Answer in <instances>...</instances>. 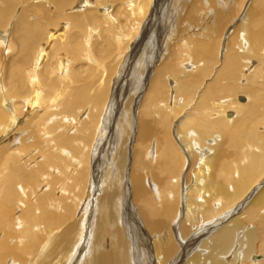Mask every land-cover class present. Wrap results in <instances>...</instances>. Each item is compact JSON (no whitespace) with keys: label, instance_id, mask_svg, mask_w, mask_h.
Listing matches in <instances>:
<instances>
[{"label":"bare ground","instance_id":"6f19581e","mask_svg":"<svg viewBox=\"0 0 264 264\" xmlns=\"http://www.w3.org/2000/svg\"><path fill=\"white\" fill-rule=\"evenodd\" d=\"M151 1L0 0V45L3 44L4 49L12 54L9 64L0 63V72L4 75L0 77V139L4 138L3 142L0 141L1 167L5 162L12 160V154L9 155L6 151L12 140L18 139L19 136L20 142L24 140L26 143V137L28 142H35L41 132L44 135L50 132V129L75 123L80 116L74 115L82 107L91 105V112L86 119L79 121L80 126L78 125L72 135L52 137L59 152L69 154L62 168L68 167L66 178L72 179L69 183L71 186L65 188L74 186L71 190L77 193L75 188H80L86 180L87 165L75 155L79 154L82 158L85 142L92 140L93 129L92 133L94 134L95 130L97 138L91 154L94 158L107 125L106 115L109 114V110L107 112L105 109L106 112H103V99L106 97L104 89L96 88L94 94H90L96 82L99 84L97 86H101V75L91 85L93 81H88L90 77L83 78L79 68L91 72L98 70L100 74L102 70L106 73L112 70L109 64L107 66L106 59L124 53V46L121 45L126 43L124 28L127 27L119 24L124 18L131 17L130 26L127 23L131 28L128 29L135 33L141 29L143 20H149V17L148 24L151 25L154 21L153 28L159 29L160 18L158 21L149 13L152 11ZM159 1V6L163 8L161 23L172 18L173 13H170L168 3L171 5L173 2V5H176L182 2L180 8L177 7L181 11L176 23V28H179L171 33L174 37L165 36L175 38V44H178L173 45V51L172 47H168L169 41L165 43L166 39L164 42L168 51L165 55L166 61L154 73L152 86L155 89L149 98L140 104L139 111H136L139 119L134 137L135 147L129 150L128 146L132 141L129 135L122 147L118 150L115 148L117 152L111 157V162L107 154L102 161L105 165L101 164L100 169L95 162H91L92 179L88 184L86 199L82 200L80 205L77 220L74 222V219V223H70L71 225L65 227L60 234H55V224L59 222L60 215L51 214V217L47 212H41L40 216L35 215V208L31 205L26 208L24 204V199L29 201L28 195L23 196L24 199L19 195L20 199L16 201L24 205V210H20L19 214L9 209L17 198L16 184L23 180L27 187L26 194L28 193L30 198L35 197L36 193L32 191L34 180L45 176L42 171H38L39 164H36L38 170L33 171L32 168L30 172H20V168L16 167L15 172L2 174L5 171L2 167L0 172L4 178L1 184H4V189L0 191V264H264V93L250 83V86L242 91L247 92L249 96L244 93L246 99L241 97L239 101L242 103L233 105L235 98L231 97L234 93L228 95L232 84L222 86L219 80L223 75L231 76L233 71L238 74L244 62L242 60L256 58L264 64V0H251L246 8L243 4L237 5V10L243 12L240 21L239 18L235 19V5L242 0ZM159 6L157 0L153 7ZM182 6L185 7V12ZM211 11L214 14H211ZM60 20L62 22L58 29L56 26ZM111 24L114 25V31L107 29L109 26L106 25ZM148 24L146 23L145 27ZM169 25L168 22L165 27ZM194 27H197V30H193ZM72 28L76 29L75 32H71ZM187 30L190 31L188 34ZM146 34L148 46L145 45L143 55H147L150 62L152 58L155 59L152 50L157 49L160 38L156 41L155 34ZM146 34L144 32L140 38L143 40ZM98 37L102 38L103 45L94 43ZM222 37L225 39L223 49L227 50L225 55L221 54L223 64L224 61L226 63L224 72L217 75V79L207 88L204 87L206 89L200 95L195 111L184 113L178 124H172L173 116L179 115L183 108L188 106L185 103V98L190 96L188 88L200 85L201 79L208 75L210 64L214 61V50L217 46L215 40ZM156 56L158 57L157 54ZM43 60L48 62L44 67L41 66ZM86 61L94 65H89ZM52 63L55 66L49 70L48 66ZM70 63L74 65L71 67ZM182 64L186 68L182 72H188H181ZM196 67L199 71L193 73L192 68ZM251 71L246 74L248 85L256 75ZM258 74H261V82H264V73ZM165 75L175 78L180 89L172 90L169 98L173 105L168 109L165 104L161 105L164 99L162 81L165 82ZM233 78L237 79V76ZM67 88L68 94L64 96ZM123 88L118 90L122 93L129 87ZM215 94L218 95L217 101ZM180 97H183L182 103H178ZM22 98L28 117L14 129L20 121V118L13 114L16 111L15 103ZM209 100L213 104L209 103ZM131 101L129 99L125 102L127 109L136 106L130 104ZM218 104L223 112L232 108L233 112L219 118L220 110L216 109L220 106ZM99 108L102 109L101 113L94 112ZM120 109L117 108L113 116L125 113ZM53 116L57 119L47 124ZM101 117L100 126L95 127ZM126 120L128 127H134L135 120ZM231 123L235 124L237 133L229 132L231 129L227 126L232 125ZM157 132L159 136L153 139ZM120 135L124 137L126 134L110 131L106 143L113 144ZM149 139L153 140L146 147ZM211 140L213 143L209 145ZM33 142L24 145L22 152L25 156L35 151L28 150L29 145L36 144ZM207 146L210 149H207ZM39 150L30 158L38 157ZM5 155L8 156L4 159ZM50 171L56 172L57 169L52 167ZM148 175L152 176L151 179L157 184L155 188L154 185L151 187L152 191L157 193L152 197L149 196L150 192H147L150 188L147 189L145 176ZM124 178L128 179L129 184L126 185ZM190 181L193 182L192 185L189 184ZM101 183L102 189L98 193ZM187 184L190 186L184 187ZM126 191H129L127 195ZM48 195L49 193L40 194L34 201L36 203L31 204H37L40 211L44 212V205L51 199ZM128 195H131V200L137 205L135 209L130 206L132 202L126 201ZM121 196H125L124 208H128L124 210L123 215H120L116 205ZM67 197L65 195L66 199ZM65 198L62 196V199ZM74 198L75 195L72 194L71 200ZM59 200L57 199L58 202ZM49 205L51 206V203ZM60 206L58 205L59 208ZM67 206L66 204L65 207ZM68 208L70 209L69 206ZM22 218L25 227L22 237H19L25 242L21 239L24 244L20 245L15 241L19 237L14 229L15 221H19L17 228L22 226ZM43 222L44 224H41ZM41 227L43 229L37 231ZM88 230L90 241L86 247L85 237ZM49 232L54 235L52 244L49 245L46 241L36 249L37 242L42 238L50 239ZM29 253H33L32 257L26 260L23 254Z\"/></svg>","mask_w":264,"mask_h":264},{"label":"rangeland","instance_id":"374dc122","mask_svg":"<svg viewBox=\"0 0 264 264\" xmlns=\"http://www.w3.org/2000/svg\"><path fill=\"white\" fill-rule=\"evenodd\" d=\"M157 0H152L151 1V4H150V10H152V11H149V13H151V16L155 19L156 18V20H158L159 21V18H160V21H159V25H160V27H159V29L157 28V27H155V29L153 28L154 27V21H152V24L150 25V24H148V21L150 20V17H149V20H147L146 18L143 20V22L141 23V29L139 30L138 29V31H136V33L135 32H132V30H129L128 29V27L130 26V23H131V17L130 18H124V20H122L121 21V23H119V24H123V27H127V28H124V31H125V33H126V39L124 40V41H126V43H122L123 45H121V47L122 46H124V47H122L123 49H122V52H124L123 54H116V52H117V50H115L114 51V54H116L115 55V58H113L114 56H111L110 58H108V59H106V62H107V66H108V64L110 65V68H112V70L109 72H105V70H102L101 72V74H100V72L98 71V70H95L94 72L92 71H90V70H87L86 71V69L85 68H82V67H80L79 68V72H80V74L81 75H83L82 77L83 78H89L90 77V79H88V81L89 82H91V81H93L92 83H91V85L92 84H94L97 80H98V77L101 75V77H102V84H101V86H97V85H99L98 84V82H96L93 86H92V91L90 92V94H94V92H95V90H97L98 88L100 89H104V93H105V95H106V97H104V102L105 103H103V108H104V110H103V112H106L105 111V109L107 110V112H108V110H109V114L108 115H106L107 116V120H106V128H105V130H104V135L102 134V140L100 141V143L98 144V147H97V150H96V152H95V156H94V158H92L91 157V154H92V148H93V146H94V144L96 143V140H97V138H96V136H95V130H94V134L92 133L93 132V129H92V131H91V138H92V140L90 141V142H85V148H84V151L82 152V158H80V156H79V154H76L75 156H77V159H79V160H81L85 165H87V166H85L84 164V166H85V169H86V173H87V177H86V180L84 181V182H82L83 184L82 185H84V186H80V190L78 189V188H75V190L77 191V193H74L71 189L72 188H74V186H72L71 188H69V189H67V188H65V186L67 187V186H71L69 183H71L70 181H71V179L72 178H66L67 176H68V171H67V169H68V167L66 168V169H63L62 167V165H64L65 164V160H66V157L68 158L69 157V154H64V153H62V152H59V148L57 147V143H55V141H54V139L52 138V137H56L57 135H61V136H70V135H72L76 130H77V128L80 126L79 125V121H81V120H83V119H86L87 118V115H89V113L91 112V105H89V106H86V107H82L81 108V112L79 111L78 113H76L74 116H80L78 119H77V121L75 122V123H72L71 125H68L67 127H56V128H53V129H50V132H46L44 135H43V132H41L40 133V135H39V138L38 139H36V140H34L35 142H33V141H30V142H28V139H27V137H26V143H24V140H21V142H20V139H19V136H18V139H14V140H12L11 141V144H9L8 146H7V149H6V151H7V153L10 155V154H12L11 156H12V160L11 161H9V162H5L3 165H2V167H3V169H5V171L2 173V174H4L5 172H15V169H16V167H19L20 168V172L22 171V170H24V172H30V171H32V168H33V171L34 170H38L39 168H40V170H38V171H42L41 173L43 174L44 173V177H39L40 178V180H38V179H36V180H34L35 181V186L33 185V187H32V191H34L36 194H35V197H33L32 195V197L30 198V196H29V194L27 193L26 194V192H27V187L25 186L26 184L25 183H23V181L22 182H20V183H18V184H16V189L18 190V193H16L17 194V198H16V200H15V202H13L12 203V205H10V207H9V209H13V212H15L16 214H19L20 213V210H24V205L23 204H20V202H16L17 200H19L20 199V196L24 199V197H25V195H28V200L29 201H27V199H24V200H26V202L24 203L25 205H26V208L29 206V205H31V206H33V208H35L34 210H35V215H37V216H40L41 215V212L42 213H44L45 214V212H47V213H50V215L51 214H53V215H55V216H57V215H60V218H63V216H64V218L63 219H60V218H56L59 222L57 223L56 222V224L55 225H57L56 227H55V229H56V231H55V234H60L64 229H65V227H68L69 225H71L72 223H74L77 219V215H78V211L80 210V208H81V206L80 205H82V202L86 199V192H88V184L90 183V179H92V175H91V162L93 161V163L95 162L96 163V165L98 166V169H100V167L104 164V162H102V161H104V156H106V154H107V157H109V160H110V162H111V157H113V155H116V152H117V150L119 149V147L121 146H123L125 143H126V141H127V137L130 135V137L132 138V141H131V143H130V145L128 146V148H129V150L131 151L132 150V148L133 147H135V144H136V141H135V138L134 137H136V124H137V121H138V112H136V111H139V106H140V104H142V103H144L145 102V100L146 99H148L149 98V95L150 94H152L153 93V91H154V86H152L153 85V81H154V73L158 70V68H161V66L163 65V63L166 61V57H165V55H166V53H167V51H168V47H172V49H173V51H174V48H175V46H176V44H178V42L175 44V38H173L174 37V34H172L171 35V33L172 32H176V30L179 28H176V26H177V18H178V13L179 12H181L180 10H179V5L182 3V2H178V3H176V5H173V2H172V4L170 5L169 3H168V8H171V11H170V13H173V15H172V20L171 19H169L168 21H164L163 23H161V17L163 16V15H161L162 13V9H161V7L159 6V4H160V1L158 0V8H154L153 6L155 5V2H156ZM251 0H242L241 2H238L235 6H236V10L238 9L239 10V8L237 7V5H240L241 6V4H243L244 6H245V8L247 7V5H248V3L250 2ZM153 2V3H152ZM164 5H165V3H164ZM173 5V6H172ZM109 6V8L111 7V5H108ZM177 7H179V8H177ZM187 7V6H186ZM182 8H184V11L183 12H185V7H183L182 6ZM159 9V10H158ZM155 12H154V11ZM236 11L235 13H236V17H235V19H237V18H239V20L238 21H240L241 19H242V16H243V12H241V11ZM158 12V13H157ZM149 13H147V15L149 14ZM198 14H200V16L202 15L200 12L198 13ZM211 14H214L213 13V11H211ZM169 16H170V14H168ZM154 16H156V17H154ZM158 16V17H157ZM161 16V17H160ZM165 16V15H164ZM182 16V15H181ZM32 17V16H31ZM152 18V19H153ZM129 19V20H128ZM153 19V20H154ZM147 20V21H146ZM124 21V22H123ZM173 21V22H172ZM237 21V22H238ZM62 22V20H60L59 21V23H58V25L56 26L58 29L60 28V23ZM168 22H169V26H167V27H165L167 24H168ZM172 22V23H171ZM236 22V23H237ZM129 24V26H128V24ZM148 24L147 25V27H145V24ZM151 23V22H150ZM172 24V25H171ZM59 26V27H58ZM107 27V29H109V30H111V31H114V25H112L111 24V26L110 25H106ZM162 26H163V28H162ZM56 27H51L52 29H57ZM150 29H149V28ZM166 29H165V28ZM50 28V27H49ZM129 28H131V27H129ZM195 28H196V30H197V27H194V29L193 30H195ZM52 29H50V30H52ZM162 29H165V30H162ZM75 30L76 29H73L72 28V30H71V32H75ZM149 30V31H148ZM151 30V31H150ZM190 31H192L191 29H189ZM189 30H187L186 31V34H188L190 31ZM226 30V29H225ZM232 30V28L230 27L229 28V31H231ZM53 31V30H52ZM131 33H130V32ZM145 32V34L147 33V32H149V35H150V33L151 34H155V37H156V41H157V39L158 38H160V40H159V45H158V47H157V49H155L154 51L152 50V52H153V54L152 55H155V59L154 58H152V61H150V62H148V59H147V55H143L144 54V51L146 50V47L148 46V44H146V42L148 43V41H147V39H145L146 37H147V34H146V36H144V38H143V40L140 38V35L142 36V34ZM166 32V33H165ZM131 35V36H130ZM149 35H148V37H149ZM168 35H170V36H173L172 37V39L171 38H165V36H168ZM162 37V38H161ZM102 38H100V37H98V38H96V40H94V43L96 44V43H100V44H104V42L101 40ZM129 39V40H128ZM167 39V40H166ZM165 40H166V42H165ZM145 41V42H144ZM167 41H169V46L168 47H166L167 46V44H165V43H167ZM216 42H217V46H216V48H215V50H214V61L210 64V69H212V70H210L209 69V71H208V75H206V76H204L202 79H201V81L199 82V84L200 85H198V86H196V85H194V87H189L188 88V91H189V93H190V96H187V99L185 98V103H187L186 105H188V106H185L184 108H183V111L179 114V115H174L173 116V121L171 122L172 124H174V125H176V123L178 124L179 123V120L182 118V116L184 115V113H190V112H194L195 111V105H197L198 104V101H199V98H201L200 97V95L202 94V93H204L203 91H204V89H206L207 88V86L209 85V84H211V83H213V81L215 80V79H217V75H222V73L224 72V67H225V65L224 64H226L225 63V61H224V64H223V62H222V57H223V55H225V53H226V49H223V45H224V41H225V39L222 37L221 39H217V40H215ZM165 42V43H164ZM162 44V45H161ZM145 45H146V47H145ZM173 45H175V46H173ZM162 46V47H161ZM166 48H165V47ZM4 47L5 46H3V44H1L0 45V63H2L3 65L4 64H7L8 62L10 63V60H11V58L10 57H12V54L11 53H9V51H7L6 49H4ZM174 47V48H173ZM141 48H143V49H141ZM145 48V49H144ZM165 49V50H164ZM142 50V51H141ZM163 51H165L164 53H163ZM224 53V54H223ZM9 54V55H8ZM131 54H133V55H135L134 56V58H133V55H131ZM141 55V57H140V55ZM156 54L158 55V57L156 56ZM162 54V55H161ZM221 54H223V55H221ZM2 55V56H1ZM122 55V56H121ZM125 56V57H124ZM132 56V57H131ZM142 56H143V58H142ZM10 59H9V58ZM122 57V58H121ZM145 57V58H144ZM112 58V59H111ZM221 58V59H220ZM8 59V60H7ZM111 59V60H110ZM135 60V61H134ZM186 60V58L183 60V61H185ZM108 61H110V62H108ZM141 61V62H140ZM200 61H202V60H200ZM242 61H244L243 62V65H242V67L240 68V72L237 74V73H235V71H233V74H231V76L230 75H223V77H221V79H219L220 81H221V84H222V86H227V84H228V86H230L231 84V87L229 88V91H228V95H231L232 93H234V95L231 97V99L232 98H235L234 99V103H233V105H236V104H238V102L239 103H242V102H240L239 101V98H241V97H244L245 99H246V95L245 94H247L248 95V93L247 92H242V91H245V89L247 88V86H250V83H251V85H255L256 87H257V89H258V91H261V92H263L264 93V82H261L262 80V78L259 76V75H261V74H258V73H260V72H263L264 73V64L262 63V62H260L259 60H256V58H254L253 60H242ZM106 62H105V64H106ZM136 62V63H135ZM188 62V61H187ZM8 63V64H9ZM47 63L48 62H46V60H43V63H42V67H44L45 65H47ZM73 63V62H72ZM72 63H70L71 64V67L74 65V64H72ZM86 63L87 64H91L89 61H86ZM199 63H201V62H198V64ZM220 63V64H219ZM69 64V65H70ZM91 65H94V64H91ZM188 66H190L189 64H187ZM187 65H185V67L187 66ZM248 65V66H247ZM55 66V64H50L49 66H48V68H49V70H52V68ZM221 66H222V68H221ZM70 67V68H71ZM181 68V72L185 69L186 70V68H184L183 67V64L180 66ZM69 68V69H70ZM243 68V69H242ZM250 68V69H249ZM219 69H221V70H219ZM252 70V71H251ZM259 70V71H258ZM189 71H190V67H189ZM192 71H193V73L194 72H197V71H199V68H192ZM250 71L252 72V73H254L255 72V77L253 78V81L251 80L250 82H249V85H248V83H247V81H246V74L247 73H250ZM257 71V72H256ZM185 72H188V71H185ZM185 72H182V73H185ZM211 72V73H210ZM215 72V73H214ZM0 74H1V72H0ZM103 74V75H102ZM235 74V75H234ZM87 75H88V77H87ZM92 75V76H91ZM151 75V76H150ZM4 76V75H3ZM2 76V74H1V78L3 77ZM60 75H58V77H59ZM62 76H65V75H62ZM139 76V77H138ZM170 75H165V79H164V81L165 82H163L162 81V83H164V99H163V102H162V104L161 105H164V106H166L165 108L166 109H168L169 108V106L171 105H173V102H172V100H171V102H170V94L172 93V90L174 89V91H176L175 90V88L176 89H179L178 87H177V80H175V78H173L172 76H170ZM216 76V77H215ZM234 76H237V79H234L233 77ZM92 77V78H91ZM93 78H94V80H93ZM87 79H85V80H87ZM96 79V80H95ZM249 80H250V78H249ZM126 81H127V83H126ZM130 81V82H129ZM231 81H233V82H231ZM258 83H257V82ZM223 82V83H222ZM253 82V83H252ZM254 82H256V83H254ZM260 82V83H259ZM131 84V85H130ZM136 84V85H135ZM140 84V85H139ZM144 84H145V86H144ZM226 84V85H225ZM133 85V86H132ZM167 85V86H166ZM263 85V86H262ZM129 87V88H125V87ZM139 86V87H138ZM262 86V87H261ZM122 87H124L125 89H127L125 92H122L121 93V91H119L118 89H120V88H122ZM144 87V88H143ZM204 87H206V88H204ZM244 87V88H243ZM97 88V89H96ZM123 88V89H124ZM161 88V87H160ZM244 90H243V89ZM261 89V90H260ZM117 90V91H116ZM180 90V89H179ZM235 90V91H234ZM68 91H69V88H67L66 89V92L64 93V96H66V94H68ZM141 91V92H140ZM170 91V92H169ZM234 91V92H233ZM107 92V93H106ZM135 92H136V94H135ZM139 92V93H138ZM169 95H167L166 96V93ZM1 93H2V89L0 88V97H1ZM245 93V94H244ZM138 94V95H137ZM130 95V96H129ZM184 95V94H183ZM221 95V94H220ZM114 96V97H113ZM195 96V97H194ZM249 96V95H248ZM63 97V96H62ZM116 99L115 101H114V99ZM129 97V98H128ZM182 98L183 97H180V100H178V103H182ZM24 99H26L25 97H24ZM24 99L22 98L19 102H17V103H15V106H16V111H14L13 112V114H15L16 115V117L17 118H20V119H18V120H20L19 121V123H18V125H16L15 127H14V129L15 128H17L23 121H25V118H27L28 116H27V107L24 105ZM129 99H131L132 101L130 102V104L132 103V104H136V106H134L132 109H127L124 105L126 104L125 102L127 101V100H129ZM166 99V100H165ZM215 99H216V101H217V99H218V95L217 94H215ZM118 100V101H117ZM138 101H139V103H138ZM183 101H184V99H183ZM189 101V102H188ZM213 101H215L214 100V98H213ZM115 104H114V103ZM120 102V103H119ZM166 102V103H165ZM169 103V105H168V103ZM209 103H212L213 104V102H210V100L208 101ZM246 102V101H245ZM109 103V104H108ZM139 104V105H138ZM168 106H167V105ZM109 105V106H108ZM218 105H220V104H218ZM23 106V107H22ZM108 106V107H107ZM138 107V108H137ZM58 108V107H57ZM102 108V107H101ZM101 108H99V110H95L94 112H102V109ZM111 108V109H110ZM120 109L121 111L123 110L125 113H121L120 115H117L116 117L115 116H113V114L115 113L114 111H116V109ZM123 108V109H122ZM55 108H53L52 110L53 111H55L54 110ZM124 109H127V110H124ZM217 110H220L219 112H218V115L220 116L219 118H222V117H225V115H227V113H230V112H233L232 110H233V108L231 109V110H227V111H225V112H223L222 110H221V105L220 106H218L217 108H216ZM87 111H88V113H87ZM122 111V112H123ZM77 112V111H76ZM83 112V113H82ZM100 112V113H101ZM114 112V113H113ZM118 113V112H117ZM128 113V114H127ZM215 113H217V112H215ZM84 114V115H83ZM130 114V115H129ZM205 114L207 115V110H206V112H205ZM246 113H244V116H246L245 115ZM116 119H115V118ZM123 118V119H120V118ZM130 117V118H129ZM137 117V118H136ZM126 118L129 120V119H131L132 118V122H133V120H135L134 121V127H128L127 125H126ZM54 119H57V117H52V119L51 120H49L48 121V123L47 124H49V123H51V121L52 120H54ZM112 119H114V121L112 122ZM137 119V120H136ZM101 120H102V117L101 118H99V124H97V125H95V127H99L100 126V124H101ZM111 120V121H110ZM115 121H117V122H115ZM103 122V121H102ZM136 122V123H135ZM113 123V124H112ZM113 125V127H112V125ZM171 124V125H172ZM232 124V123H231ZM79 125V126H78ZM118 128H117V127ZM124 127V128H123ZM64 128V129H63ZM227 128H229V129H231V131H229V132H234V133H237V129L235 128V124L233 123L232 125H229V126H227ZM40 130H41V128H40ZM39 130V131H40ZM39 131H36V132H39ZM116 132V131H120V132H124V137L122 136V135H120L118 138L116 137V139L117 140H115L114 141V143L113 144H110V145H108L109 143L107 142L106 143V138H107V136H108V134H109V132ZM130 131V132H129ZM93 134V135H92ZM4 135V134H3ZM157 135H158V132H157V134L155 135V136H153L154 138L153 139H156V137H157ZM133 136V137H132ZM159 136V135H158ZM49 137V138H48ZM218 137H219V135L216 137L217 139H218ZM29 138V137H28ZM123 138H124V143H123ZM4 138H1L0 139V141H4L3 140ZM153 139H149V141H147V143H146V147L151 143V140H153ZM30 140V139H29ZM134 140V141H133ZM5 141H7V139H5ZM31 143V142H33V143H36L35 145H29V149L28 150H35L34 152H32L31 154H29V155H27V156H25L24 155V152H22V150L25 148L24 147V145L25 144H28V143ZM121 142V143H120ZM104 143H106V144H104ZM213 143V140H211L210 142H208V144L209 145H211ZM41 146H43V147H41ZM111 146V147H110ZM107 147H110V148H107ZM208 147V146H207ZM36 148V149H35ZM117 150H116V149ZM40 149V150H39ZM66 149H67V147H66ZM207 149H210V147H208ZM39 150V152H38V154L37 155H39L38 157H36L35 159H31L30 157H31V155H33V154H35L37 151ZM108 150V151H107ZM110 150V151H109ZM22 152V153H21ZM69 152L70 153H72L70 150H69ZM106 152V153H105ZM108 152V153H107ZM97 153V154H96ZM6 156H8V155H5L4 156V159H5V157ZM131 156H132V154H130L129 155V157L131 158ZM115 157V156H114ZM50 159V160H49ZM53 159V160H52ZM99 159V160H98ZM101 159V160H100ZM115 159V158H114ZM4 161V160H3ZM50 161V162H49ZM150 162H151V160H150ZM39 164V168L37 169V167H36V164ZM88 163V164H87ZM45 164H47L46 166L48 167H46L45 169H44V165ZM100 164V165H99ZM102 164V165H101ZM105 165V164H104ZM1 166H0V171H1V168H2ZM36 167V168H35ZM56 168L57 169V171L55 172V171H50L51 170V168ZM111 167H112V164H110V169L109 170H111ZM10 169V170H9ZM11 169H14V170H11ZM45 171V172H44ZM50 171V172H49ZM66 172V173H65ZM1 174V172H0V191H2L3 189H4V184H1L2 183V181H3V178H4V176ZM65 174H67L66 176H65ZM152 178V176H145V179H146V185H147V189H149V190H147V192L149 193V196L150 197H152V195L154 196L155 194L157 195V193H155L154 191H152V189H151V187H153V185H154V188L156 187L155 185H157V184H155V182L153 181V179H151ZM111 180H112V175H111ZM26 181V180H25ZM104 181V180H103ZM103 181H102V183H103ZM126 181V182H125ZM127 181H128V179L127 178H124V182L126 183V185L127 184H129V183H127ZM111 182V181H110ZM148 182V183H147ZM102 183L98 186L99 188H98V190H97V192L99 193L100 192V190L102 189ZM192 183L193 182H191L190 181V185H192ZM25 184V185H24ZM46 184V185H45ZM189 184H187V185H185L184 187H188V185ZM189 185V186H190ZM15 187V186H14ZM42 187V189H40ZM38 188V189H37ZM50 188V189H49ZM81 188H82V191H81ZM35 189V190H34ZM48 190V191H47ZM64 190V191H63ZM70 190V191H69ZM81 191V192H80ZM130 191V190H129ZM129 191L126 193V195L129 193ZM33 193V192H32ZM44 193H46V194H44ZM47 193H49V195L48 196H50V200H48V203H46V205H44V206H46V207H44V212L43 211H40L41 209L40 208H38L37 207V204H34V203H36V202H34L35 200H36V198H38V196H40V194L42 195H47ZM65 193H68V194H65ZM72 194H73V196L75 195V198L73 199V201L71 200L72 199ZM20 195V196H19ZM65 195L66 196H68L67 197V199L69 200V202H67L68 200L65 198ZM76 195L78 196L77 198H76ZM123 195V194H122ZM24 196V197H23ZM62 196H63V198H65V200L64 199H62ZM93 197V196H92ZM124 197L125 196H123V198H122V196L120 197V201L118 202V200L116 201V205H117V210L118 211H120L119 213H120V215H123V213H124V210H127L128 208L127 207H125L124 208V204H125V200H124ZM30 198V199H29ZM61 198V199H60ZM15 199V198H14ZM52 199H53V201H52ZM57 199L59 200V202L57 201ZM63 200V201H62ZM83 200V201H82ZM129 201V202H132V203H130V206L133 208V209H135L136 208V206L137 205H135V203H133V200H131V195L129 196L128 195V197H126V201ZM131 200V201H130ZM52 201V202H51ZM56 201V202H55ZM72 201V202H71ZM127 201V202H128ZM32 202H34L33 204H31ZM58 202V203H57ZM60 202H62V203H60ZM120 202H123V203H120ZM51 203V206H53V207H55V208H52L49 204ZM68 205L69 207H70V209L68 208V206H67V208L65 207V205ZM118 203H120V204H118ZM55 206H54V205ZM129 204V203H128ZM134 204V205H133ZM58 205L61 207V208H59L58 207ZM120 205H121V208H120ZM35 206V207H34ZM64 206V207H63ZM123 206V207H122ZM119 207V208H118ZM130 207V208H131ZM46 209H48V210H46ZM49 209H50V211H49ZM66 209V210H65ZM67 209H69V211L67 210ZM121 209V210H120ZM65 210V211H64ZM70 212V213H69ZM185 212V211H184ZM64 213H65V215H64ZM67 213V214H66ZM72 213V214H71ZM185 214V213H184ZM23 215V214H22ZM63 215V216H62ZM71 215V216H70ZM66 216V217H65ZM51 217H53L52 215H51ZM75 219V220H74ZM73 220H74V222H73ZM18 222L19 221H15V223H16V225H15V231H16V234L18 233V237L19 236H21L22 235V231H23V228L25 227L24 225H25V221H24V219L22 218V226H20L19 228H17L18 227ZM11 223V222H10ZM71 223V224H70ZM41 224H44V222L43 223H41ZM41 224H39V225H41ZM86 224V223H85ZM38 225V226H39ZM85 228V227H84ZM43 229V227H41V228H39V229H37V231H41ZM19 230V231H18ZM20 230H21V232H20ZM39 231V232H40ZM45 231V230H44ZM50 233V235H49V237H50V239L48 240V239H46V237H44V238H42V240H40V242L38 241L37 242V244H36V249L37 248H39V247H41L42 245H43V242H46L47 241V244H52V241H53V237H54V235H53V233H51V232H49ZM48 233V234H49ZM89 230L87 231V235H86V243H85V245H86V247H87V245L89 244L88 242L90 241V235H89ZM47 234V235H48ZM82 235H83V230H82ZM40 236L41 237H43V235L40 233ZM2 236H0V238H1ZM22 237V236H21ZM21 237H19V239L17 240H15L16 241V243L18 244H20V245H22V244H24V240L21 238ZM21 239H22V241H24V242H22L21 241ZM82 239V238H81ZM20 240V241H19ZM82 241H83V239H82ZM82 241L80 242V244H82ZM14 243V242H13ZM22 243V244H21ZM40 243V244H39ZM42 243V244H41ZM47 244L45 245V246H47ZM41 245V246H40ZM38 246V247H37ZM33 254V253H32ZM32 254L31 253H29V254H23V257L26 259V260H29V258L30 257H32ZM83 254V253H82ZM81 254V255H82ZM258 254H260V253H258ZM25 255V256H24ZM27 255V256H26ZM264 256V255H263ZM259 260H261V259H259ZM259 260H257V261H259ZM257 261H254V262H257ZM34 264V263H33ZM35 264H39V262H35Z\"/></svg>","mask_w":264,"mask_h":264}]
</instances>
